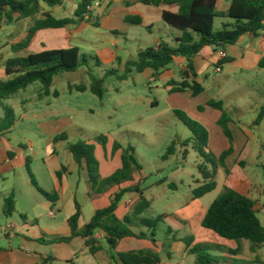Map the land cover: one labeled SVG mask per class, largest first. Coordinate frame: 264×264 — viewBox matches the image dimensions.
<instances>
[{"label":"rangeland","instance_id":"rangeland-1","mask_svg":"<svg viewBox=\"0 0 264 264\" xmlns=\"http://www.w3.org/2000/svg\"><path fill=\"white\" fill-rule=\"evenodd\" d=\"M81 1L78 0V4ZM91 17V22H87L78 32L74 30L79 27H70L74 35L71 41L56 38L52 45L45 43L46 45L41 49L35 46L32 52L37 54V49L39 51L63 50L70 46L79 48L81 55L102 60L100 50L106 47L112 49L120 61L115 62L114 65L107 63L101 68H94L92 65L93 74L97 78L104 79L105 94L102 99L90 91L91 81L87 75V68L83 67L75 73H63L55 77L52 91H57L58 97L43 96L42 85L37 82L10 100L4 101L0 106V117L4 114L5 106L12 107L17 117V126L9 136L11 142L7 144L8 147L6 146L7 148L11 146L10 152L15 154L25 152L23 154L32 156L35 160L34 153L30 152V149L27 150L31 146L30 142H33V150L39 154V161H35L30 167L32 174L36 176L38 188L48 193L57 192L58 179L54 171L58 168L61 171L62 167L70 169L75 165L68 146L81 141L97 146L96 158L100 162L101 177L112 176L114 173L109 176L110 173L107 172L113 171L115 165L110 167L107 163L111 162V155H114L113 145L117 142L124 149L132 147L135 150V158L141 167L139 173L142 174L140 186L144 197L151 203L150 208L143 212L141 218L151 221L160 219L156 225V246L160 248V257L165 255L161 245L163 248L170 246L169 229L172 235L185 240L191 235L199 236L201 229L205 233H211L201 227L202 218L213 202L225 193L227 188L224 185L228 180L226 174L228 170L238 180L248 181L251 188L250 199L255 201L257 216L264 226L262 211L264 208V121L260 126L254 125L251 115H247L248 119L245 122L251 125L256 135L253 155L244 158L241 166L237 163L238 158L228 159L229 156L226 159L228 166L225 161V167L218 168L217 189L202 199L192 202L193 191L203 183L199 167L205 165L208 170H211L212 166L207 164L194 149V143L189 142L187 146L183 144L192 137V134L175 114V111L182 112L204 127L209 137L213 138V146L209 148V151L219 158L223 152L221 151L222 143L219 140L224 138V130L219 123L214 125V117L221 112L217 109L208 110L204 104L205 99L215 93V100L224 103V111L229 121L233 120L235 124H238L237 118L241 111L256 109L260 113L264 105V72L243 75L238 68L227 71V65H225L223 72L216 73V67L208 65L199 73V82L206 89V93L198 98L185 95L171 96L165 81H150L144 73L133 72L126 80L121 81L117 76H107L106 72L115 69L118 70L119 75H123L127 61L131 59V56L137 55V44L141 45L142 40L148 44L141 45L143 48L154 46L158 35L150 36L146 29L137 26L134 28V32L138 34L136 43L122 34H112L104 28L95 27L92 22L97 18V11H92ZM222 21H216V31L222 29ZM27 24L28 21H24L19 24V28H28ZM15 27L16 24H10L6 20L0 28V63L2 58L7 60L8 55H11L9 47L15 38L12 34ZM59 34L65 35V33ZM41 40L43 39L40 37ZM169 68L175 72L177 80H180L179 68L176 64H172ZM81 71H85L86 74L82 75ZM0 79H3L1 75ZM218 80L223 83L219 90ZM82 84L87 86L85 92L75 88ZM228 129L230 133L232 132L231 135L238 136L234 126L231 129L228 125ZM62 134L67 136V140L55 143V138ZM261 135L263 138L260 137ZM101 136L108 138L105 149L97 142V138ZM173 142H176L175 151L173 155L167 156ZM46 153L49 154L48 161L44 159L47 164L42 159ZM15 171L16 175L11 171V174L4 173L0 177V212L4 206V198L11 195L16 208L12 217H5L0 213V253L10 251L11 247L13 250L27 248L34 252L41 250L46 256L53 258L54 261L49 264H66L73 259L77 264H108L102 257L94 259L81 240L71 244H51L43 247L31 244L25 247L23 237L17 240L12 234L11 238H6L2 230L6 225L24 226L26 223L32 226L29 227V231L38 230L40 226L43 235L53 239L54 236L50 233L59 232L65 227L66 218L72 208L67 201H73L72 193L75 190L68 188L63 193L61 201H65L64 204L50 203L47 208V200L32 186L27 171L21 167L16 168ZM40 171H43V175ZM79 177L75 173L71 178L74 187ZM80 178L77 201H89L83 178ZM229 180L233 178L229 176ZM26 183L30 186H26ZM129 198H132V195H126L124 201ZM50 210L57 213L56 219L49 217ZM89 221L90 211L86 209L84 222L88 224ZM130 228L136 234L150 233L148 228L139 224L132 225ZM206 239L212 246L229 243L219 238L216 239L217 241H214L212 237H206ZM146 240L133 239L127 245L135 251L145 250L153 246L152 242ZM124 246L125 244L122 248ZM192 262L189 261L188 264ZM212 262V264H245L235 260L218 261L213 256Z\"/></svg>","mask_w":264,"mask_h":264},{"label":"trees","instance_id":"trees-1","mask_svg":"<svg viewBox=\"0 0 264 264\" xmlns=\"http://www.w3.org/2000/svg\"><path fill=\"white\" fill-rule=\"evenodd\" d=\"M101 0H82L79 4L74 18L56 19L51 13L42 14V4L52 9L63 4L64 0H0V28L4 21H14V15H18L20 20L32 18L34 24L31 27L26 39L16 45L15 52L27 50L33 43L36 35L45 30L66 29L70 25H76L91 18V10L94 4ZM142 4L154 7L170 6L177 7V13L165 12L163 21L172 29L182 33L180 39L175 44L161 42L157 48H147L141 50L135 59L126 63L123 75H119L118 70L111 69L106 72L107 76H117L121 81L126 80L128 75L137 72L144 73L149 70L153 73L155 80H159L162 73L171 66L176 58H185L190 62L188 71L181 74L182 81L171 80L168 83L170 93L191 92L193 97L201 95L205 89L197 81L196 72H192V60L199 56L206 48H213L217 45H236L239 40L247 35H257L264 31V0H231L230 9L227 12L217 11L218 0H139ZM39 15H42L40 18ZM89 17V18H88ZM226 19L229 23H223L222 29L215 30V21ZM127 22L138 25L139 18L127 19ZM234 61L232 57H226L219 65L224 66ZM101 68L103 63L97 57H87L81 55L77 47H69L63 50H47L29 57H18L9 59L5 65V79H0V106L4 101L10 100L19 92L27 90L32 84L42 85L43 96L58 97L57 91L53 92V82L56 76L63 73H75L79 69L87 68V75L91 81L90 91L97 97L103 98L105 94L104 79L97 78L93 74V67ZM259 67L264 69V56L259 63ZM73 87H71L72 89ZM77 90L85 92L87 86L79 85ZM207 107L217 109L222 112L220 126L225 135L232 141V135L228 129L229 119L224 111V103L212 100L207 103ZM202 109V108H200ZM177 118L191 132L192 137L183 144L187 146L189 142L194 143V149L200 154L205 162L212 166L211 170L205 165L199 167L203 183L193 191L195 200L202 199L206 195L217 189V171L219 166L225 167L226 159L232 151L224 152L219 158L209 151V133L199 123L190 119L182 112L175 111ZM264 120V107L254 122L259 126ZM17 117L15 111L10 106L4 107V114L0 117V135L12 132L16 126ZM67 136L62 134L55 138L58 141H66ZM99 145L105 146L108 138L101 136L97 138ZM176 142H173L167 152V156L173 155ZM79 168H85L88 175V183L100 195L107 190L120 186L131 181L136 172H140V165L135 158V150L132 147L124 149L117 142L113 145V153L121 151L122 167L112 176L103 179L100 175V162L96 158V145L88 142H78L68 146ZM12 158V153H9ZM1 165V163H0ZM26 168L32 185L48 201L55 204L59 201L57 192L48 193L38 188V183L30 169V159L26 161ZM57 174L61 178V174ZM129 193H139L141 201L135 208L133 215L127 216L123 220L117 216V210L123 198ZM4 216L12 217L15 208L13 195L4 201ZM151 203L144 197L143 192L137 185L135 187L120 190L111 199V203L104 209L97 210L91 221L82 229L79 223L82 217V209L76 202V212L68 220L71 235L68 237H58L49 243H70L75 238H82L85 247L92 256H96L103 250L101 242L95 237L98 231L104 235L105 241L112 251H115L120 242L126 238H136L140 240L149 239L156 244V225L160 219L155 221L141 218L143 212L149 209ZM134 224L142 225L150 230L145 233L136 234L130 226ZM202 227L211 231L219 238L226 241L241 243L249 241L254 246L264 247V226L257 216L256 203L249 197L240 194L234 189L227 188L225 193L218 197L208 209ZM168 233H172L169 229ZM176 239V237H174ZM187 247H191L195 238L191 236L183 241ZM217 248L210 244H198L189 250V253L197 256V264H212V257L209 252ZM160 256L149 250L129 251L110 256L109 264H160ZM68 264H76L74 260Z\"/></svg>","mask_w":264,"mask_h":264},{"label":"crops","instance_id":"crops-1","mask_svg":"<svg viewBox=\"0 0 264 264\" xmlns=\"http://www.w3.org/2000/svg\"><path fill=\"white\" fill-rule=\"evenodd\" d=\"M78 0H64L63 4L59 7L55 8H48L44 4H42V14L44 13H51L53 17L56 19H65V18H74L75 12L79 6L80 2L78 4ZM231 6V0H218L217 2V11L219 12H227L230 9ZM97 11V18L92 22L93 25L97 28H104L107 30L109 33L112 34H122L124 36L129 37V39H133L137 43V36L138 34L134 32V28L141 27L147 30L148 34L150 36H153L154 34H157V38L155 39V45L154 46H147V48H157L158 45L161 42H166L169 44H175L178 39L181 38L182 33L179 31H176L172 29L170 26H168L164 21H163V14L165 12H171V13H177L178 8L177 7H170V6H160V7H154V6H148L142 4L139 0H101L100 1V6L99 7H94L92 11ZM70 16H66V15ZM92 14V12H91ZM42 15H39L38 18H40ZM91 16V15H90ZM89 18V17H88ZM139 18L141 20V23L138 25L131 24L127 22V19H135ZM92 17L88 21H83L81 23H78L76 25H70L66 29H61V30H45V31H40L37 33L32 45L27 49L23 50L20 52H15L14 48L16 45L24 41L31 29V27L34 24V19L32 18H27V19H22L20 20L18 18V15H14V21L10 22V24H16V27L14 28V31L12 32L13 35H15L14 41L12 42L11 46L9 47V51L11 55H8V59L4 60L2 58V62L0 63V75L1 78L5 79V65L6 62L9 59L12 58H18V57H29L30 55H33L35 52H32L34 50V47L37 46L41 49L45 43H48V45H52L54 43V39L58 38H63L67 39L68 41H71V39L74 38L73 32L70 29V27H79V29L74 30L75 32L80 31L81 29L84 28L87 22H91ZM217 20H223L221 24L223 23H229L228 20L226 19H217ZM216 20V21H217ZM24 21H28V28H19V24H21ZM215 21V24H216ZM5 22V21H4ZM27 29V30H26ZM59 33H65L60 35ZM40 37L43 39L40 41ZM127 38V42L129 40ZM38 42H41L40 44ZM141 45H148L146 42L141 40ZM140 44H137V55L138 53L147 48H143ZM50 47V46H49ZM53 47V46H51ZM70 47V46H69ZM46 49V48H44ZM51 49V48H49ZM40 53L45 50L39 51ZM225 52L227 54V57H232L234 61L231 64H228L226 69L227 71L229 70L232 71L234 68H238L239 72L243 75H248L251 73H261L264 72V69H261L259 67V63L261 59L264 56V31L258 33L257 35H252V34H247L243 36L239 42L236 45L233 46H226L225 48H206L203 50V52L195 57L192 60L193 67L195 69H192V72H196L197 74V81L199 82V73L202 72L204 69L207 68L208 65H214L216 68L221 62L220 59V53ZM101 57H102V63L103 66H106L107 63L114 65L115 62L120 61L117 55L112 51V49L106 47L104 49L100 50ZM136 56H131V59H135ZM129 59V60H131ZM128 60V61H129ZM127 61V62H128ZM189 60L185 58H176L173 64H176V66L179 68V77L180 80H177L176 74L172 69L169 67L162 73L161 77L159 80H155L153 77V73L149 70L145 71L144 74H146L147 77L150 78V81H165L166 87H168V83L171 80L174 81H182L181 74L183 72L188 71V64ZM121 64H123L121 62ZM102 66V67H103ZM126 66V65H125ZM225 66V65H224ZM222 66V71L225 70V67ZM220 72V73H221ZM216 73H218L216 71ZM81 74L84 75L86 74L85 71H81ZM200 83V82H199ZM218 83V90L221 88L220 86H223V83L220 82L219 80L217 81ZM201 84V83H200ZM168 92L170 91V87L167 88ZM205 89V88H204ZM206 93L205 91L199 95L203 96ZM171 96H176V95H185L186 97L190 98H198V97H193L192 93L187 91L184 93H175L171 94ZM215 93H213L211 96H208L207 99H205L204 104L207 106V103L215 100ZM41 99V98H40ZM216 101V100H215ZM156 104V103H155ZM264 107V105L262 106ZM216 110L213 108L208 107L207 108ZM210 112V111H209ZM222 113V112H221ZM221 113H218L215 115L214 119V125L218 124L221 118ZM250 114L251 116V121L255 122L256 118L259 115V112L256 109H252V111H241L238 118H237V123L235 124L233 120H231L228 125L232 129V126L235 127L237 131L238 136H233L232 135V141L225 136L224 133V138L222 137L219 141L222 143V154L226 151L231 150L232 154L228 159L232 158H238L237 163L239 165H243L244 161L243 159L246 157H250L254 153V147L253 143L256 141V135L253 132V129L251 125H249L248 122H245L248 118L247 115ZM264 121V120H263ZM254 124V123H253ZM261 125V124H260ZM259 125V126H260ZM17 126V123H16ZM15 126V128H16ZM14 128V129H15ZM232 133V132H231ZM12 134V132L4 135H0V177L4 175V173L11 174L14 173V175L17 174L15 171L16 168H23L27 171L26 168V161L27 159H30V167L35 161H39V154L37 151L33 150V142L31 143V146L27 148L30 152L34 153L35 160L32 156L23 154L25 152L15 154L12 153V158H9V153L10 150L12 149L11 146L8 147L7 144H9L11 141L9 139V136ZM223 136V135H222ZM263 138V136H260ZM258 143V142H256ZM7 146V147H6ZM213 146V138L209 137V148H212ZM214 150V149H213ZM98 151V148L96 146V152ZM264 151V148H263ZM221 154V155H222ZM5 155L7 157L5 158ZM49 154L46 153L45 156L42 157L43 161L46 163V159L48 161ZM45 159V160H44ZM74 159V158H73ZM241 161V162H239ZM75 162V160H74ZM75 165L72 166V168L67 169L65 167V171L61 174V178L59 179L57 174L59 172H62L63 167L61 168V171L59 168L54 171V174L56 178L58 179V185H57V193L59 195V201L55 204L62 205L64 204L65 201L62 200V195L65 193V191L70 188L71 190H74V193H72V199L73 201H67L72 205V208L69 212V215L66 218V223L65 227H63L59 232L53 231L50 234L54 236L53 239L48 238V236H44L42 229H40V226L38 227V230H34L33 232L29 231V227H32L31 225H27L24 223V226L20 225H6L2 230L6 238H11V235L18 240L20 237H23L24 240V245L25 247L31 246V244H37L41 247L46 246V245H51L49 243L51 240H54L58 237H68L71 235V230L68 224V220L70 219L71 216H73L76 212V202L79 203L82 209V217L79 223L80 229L84 228L87 224L84 222V216H85V211L88 209L90 211V221L92 217L95 215L97 210L104 209L108 207L111 203V199L114 197L116 193H118L120 190L139 186L140 190L143 192V189L140 186L141 183V178L142 174L139 172L134 173L133 179L131 181H127L120 186L113 187L109 190H107L103 194H96L95 190L92 189V187L88 183V175L85 170V168H79L77 163H74ZM107 166L112 167L114 166L113 171H109L107 173H110L109 176L113 173H115L118 169L122 167L121 163V151L117 152L114 155H111V162L107 163ZM226 165L228 166V160H226ZM28 173V172H27ZM77 173L78 176L83 178V182L86 186V191H87V197L89 201H77V192L79 191V185L81 178L76 182V186L74 187L72 184L71 178L73 175ZM40 174L43 175V171H40ZM226 174L228 176V180L226 181V184L224 185L225 188H231L234 189L235 191L239 192L240 194L247 196L250 198V192L251 188L248 183V181L245 180H238L234 176H232V172L230 170L226 171ZM34 177L35 174H33ZM29 176V174H28ZM229 176L233 178V180H229ZM108 176H103V179H106ZM30 179V177H29ZM31 180V179H30ZM80 180V181H79ZM32 184V183H31ZM26 186H30L29 183H26ZM33 186V185H32ZM34 187V186H33ZM218 187V184H217ZM40 194V193H39ZM41 195V194H40ZM127 195H132V198H129L124 201V198L122 202L120 203L118 210H117V216L119 219L123 220L127 216L133 215L135 208L138 206V204L141 201L140 194L139 193H129ZM144 195V193H143ZM42 196V195H41ZM43 197V196H42ZM44 198V197H43ZM6 198H4L5 201ZM194 198L191 200L194 202ZM46 207L48 208L51 202L47 200ZM44 205V203H42ZM53 204V203H52ZM5 205V204H4ZM62 209V206H61ZM257 209V206H256ZM61 211V210H60ZM208 211V210H207ZM264 212V208L262 209ZM1 214L4 215V206L1 209ZM51 213L54 214V216H51ZM207 212H205L206 215ZM205 215L202 218V221L205 217ZM49 217L56 219L57 213L54 212L53 210L49 211ZM201 219V218H199ZM89 221V222H90ZM36 224V222L34 223ZM136 225V224H134ZM9 226H13L14 228L12 230H8ZM131 227V226H130ZM201 227H202V222H201ZM203 228V227H202ZM209 231V230H208ZM211 232V231H209ZM135 233V232H134ZM143 233V232H142ZM203 233V234H202ZM201 230H199V236H193L195 238L194 244L189 248L185 245L183 242L185 239H179L177 238V235H172L173 233H168L171 235L170 240V246L168 248H163L161 245V248L164 249L165 255L161 258V263L160 264H188V262H192V264H197V256L194 254L189 253V250L194 248V246L198 244H210L207 242L208 240L206 237H212L214 241H217L216 239L219 238L217 235L214 233H205ZM202 234V235H201ZM189 236L188 238H190ZM95 237L101 242V246L103 250L99 252L96 256H92L94 259H98L99 257H102L106 260V262L109 264L110 262V256L111 255H117L118 253L122 252H129V251H135L131 246H128V243H131L133 239L135 240L136 238H126L122 240L118 246V248L115 251H112L108 244L105 241L104 235L101 231H98L95 234ZM176 237V239H174ZM186 238V240L188 239ZM220 240H223L219 238ZM76 240H81L82 244L85 246V242L82 238H75L73 239L70 243H64V244H71L75 242ZM140 240V239H138ZM150 241L149 239H147ZM146 240V241H147ZM168 240V241H169ZM145 241V240H144ZM224 242H229V243H224L221 245H216L217 248H214L212 251L209 252V255L212 257H215L216 260L218 261H226V260H235L236 262L240 263H250V264H264V247H258L254 246L251 242L249 241H242L241 243H237L234 241H226L223 240ZM151 242V241H150ZM157 243V242H156ZM55 244H63V243H55ZM125 244L124 248L122 246ZM214 244V243H213ZM233 244V245H231ZM245 244V246H243ZM86 248V247H85ZM87 249V248H86ZM145 250L153 251L160 255V248L156 246V244H153L152 247H148ZM144 250V251H145ZM88 251V250H87ZM141 251V250H139ZM89 253V252H88ZM193 258V259H191ZM74 260V259H73ZM178 260V261H177ZM54 261L53 258L46 256L41 250L38 252L31 251L30 249L27 248H19L18 250H13L11 247L10 251L0 253V264H49L50 262ZM72 261V260H69ZM66 264H68V262ZM75 261V260H74ZM76 263V262H75ZM77 264V263H76ZM219 264V263H218Z\"/></svg>","mask_w":264,"mask_h":264},{"label":"built area","instance_id":"built-area-1","mask_svg":"<svg viewBox=\"0 0 264 264\" xmlns=\"http://www.w3.org/2000/svg\"><path fill=\"white\" fill-rule=\"evenodd\" d=\"M99 6H100V1L96 2V3L94 4L93 8H94V7H99ZM93 8H92V10H93ZM92 10H91V11H92ZM226 57H227V54H226L225 52L220 53V59H221V61H223ZM216 71H217L218 73H220V72L222 71V66H221V65H218L217 68H216ZM51 216H54V214L51 213ZM13 228H14L13 226H9V227H8V230H12Z\"/></svg>","mask_w":264,"mask_h":264},{"label":"water","instance_id":"water-1","mask_svg":"<svg viewBox=\"0 0 264 264\" xmlns=\"http://www.w3.org/2000/svg\"><path fill=\"white\" fill-rule=\"evenodd\" d=\"M216 47H217V48H220V47H222V45H217Z\"/></svg>","mask_w":264,"mask_h":264}]
</instances>
